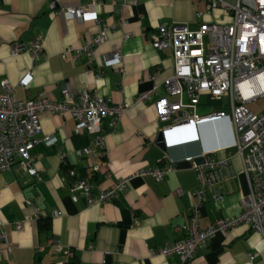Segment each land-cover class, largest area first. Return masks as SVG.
<instances>
[{"label": "crops", "instance_id": "obj_1", "mask_svg": "<svg viewBox=\"0 0 264 264\" xmlns=\"http://www.w3.org/2000/svg\"><path fill=\"white\" fill-rule=\"evenodd\" d=\"M97 1L102 3L96 9L99 23L79 24L60 12H50L49 0H0V82L7 80L14 86L15 101L43 95L60 102L67 85L73 92L88 87L112 104L128 105L114 128L109 126L110 119L103 122L105 145L98 152L100 171L95 174L89 161L77 154L89 144L90 136L76 133V124L67 115L40 117V138L54 137L52 146L39 142L31 152L41 180L27 175L18 163L0 173V234L6 237V244L0 240V264L63 261L50 243L53 240L71 249L78 264H181L177 256L151 252L186 238L187 211L193 204L197 178L191 167L178 164L202 153H217L219 160L229 153L233 177L208 190V199L200 208L201 229L222 217L238 216L250 193L228 119L173 131L168 129L171 122L161 121L154 108L163 90L149 102L136 103L140 94L173 73L171 52L156 50L151 44L159 26L179 24L197 29L204 24L225 25L232 21V14L222 9L209 11L206 0H135L125 6L118 0ZM223 1L234 5L237 0ZM89 2L66 0L64 6ZM104 25L114 29L95 49L93 65L83 56L73 60L75 50ZM125 34H129L126 39ZM38 35L43 38V52L37 61L27 53L11 55L14 43L27 44ZM115 51L121 55L119 62L112 61ZM29 71L32 78L24 87L20 83ZM202 98L197 115L219 111H202L207 108ZM163 131L166 152L156 144ZM166 162L174 163L175 169L161 182L135 176ZM131 176L114 202L89 205L82 196L76 203L71 200L69 186L74 179L91 178V191L97 196ZM217 194L221 198L215 200ZM17 223L23 224L21 230L16 229ZM194 264H264V242L259 234L240 225L217 233L197 251Z\"/></svg>", "mask_w": 264, "mask_h": 264}, {"label": "built area", "instance_id": "obj_2", "mask_svg": "<svg viewBox=\"0 0 264 264\" xmlns=\"http://www.w3.org/2000/svg\"><path fill=\"white\" fill-rule=\"evenodd\" d=\"M66 0H49L48 9L60 12L66 19L79 24L99 23L97 8L102 3L90 0L87 5L65 7ZM123 6L135 0H118ZM209 11L222 9L232 14L229 24H204L197 29L186 25H161L151 36V44L156 50H169L173 59V73L160 84L140 94L136 103H146L164 95L154 102V108L161 121H170L168 129L176 131L195 125L228 119L234 133L236 156L241 160L250 193L242 202L241 213L236 217H222L205 229L199 226L200 208L208 199V190L230 180L232 175V156L215 158L217 153H202L184 161L190 164L197 178V188L192 194L193 204L188 208V226L185 239L173 242L158 252L163 257L177 256L181 264H194L197 251L205 248L217 234L245 225L259 234L264 242V114L253 113L249 106L264 98V0H237L228 5L223 0H206ZM121 27L123 22L119 24ZM114 26V25H113ZM112 27V26H110ZM114 28L104 25L100 32L75 50L73 60L79 56L87 59L89 66L95 60V49L102 45ZM129 34L124 35V39ZM43 52V38L38 35L27 44L14 43L12 56L27 53L32 61H37ZM112 61H121L118 51ZM32 78L29 71L20 83L27 87ZM0 173L9 171L16 163L27 175L40 181V173L33 166L31 152L43 142L54 144V137H41L40 117L69 116L76 124V133L85 132L90 136L89 144L77 151L80 157L89 161L92 174L100 171L97 165L98 152L104 149L105 134L103 122L110 119V127H115L120 117L128 109L127 104H112L110 100L99 97L88 87L73 92L67 85L62 89L63 100L55 102L40 95L34 100L17 102L13 98L14 86L7 80L0 82ZM221 101L227 98L229 111L219 110L207 115H197L200 99ZM203 159L201 164L197 159ZM175 169V164L166 162L161 167L143 169L135 173L139 178L149 177L161 182ZM73 176V174H71ZM133 176L122 179L113 188L101 191L97 196L92 193L91 178L72 180L70 183L71 200L77 202L84 197L89 205H104L114 202L124 192ZM177 194H181L177 190ZM215 200L220 195L213 196ZM57 215V214H55ZM23 224L17 223L21 230ZM6 244V237L0 234ZM55 253L64 260L56 264H78L71 249L65 248L57 240L50 242ZM252 258V257H251Z\"/></svg>", "mask_w": 264, "mask_h": 264}, {"label": "rangeland", "instance_id": "obj_3", "mask_svg": "<svg viewBox=\"0 0 264 264\" xmlns=\"http://www.w3.org/2000/svg\"><path fill=\"white\" fill-rule=\"evenodd\" d=\"M201 103L202 105L207 107L206 109H203L202 111H206L207 109H212V110H223V111L228 112L230 108L227 98H223L221 101L202 98ZM249 108L255 114H261V113L264 114V98L256 100L254 103H252L249 106ZM198 113L200 114V111H198Z\"/></svg>", "mask_w": 264, "mask_h": 264}, {"label": "water", "instance_id": "obj_4", "mask_svg": "<svg viewBox=\"0 0 264 264\" xmlns=\"http://www.w3.org/2000/svg\"><path fill=\"white\" fill-rule=\"evenodd\" d=\"M165 134H166V132H160L159 133V135H158V137H157V139H156V144H157V146L162 150V151H164V152H166V139H165ZM196 162L198 163V164H201L202 162H203V159H197L196 160ZM178 166L179 167H181V168H190V164L189 163H187V162H180L179 164H178Z\"/></svg>", "mask_w": 264, "mask_h": 264}]
</instances>
